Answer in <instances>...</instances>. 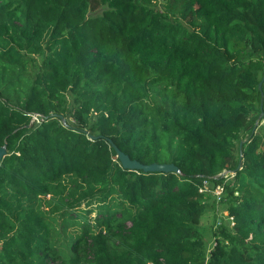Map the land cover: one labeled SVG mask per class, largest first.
<instances>
[{
  "label": "trees",
  "instance_id": "obj_1",
  "mask_svg": "<svg viewBox=\"0 0 264 264\" xmlns=\"http://www.w3.org/2000/svg\"><path fill=\"white\" fill-rule=\"evenodd\" d=\"M152 1L0 0V264H264V0Z\"/></svg>",
  "mask_w": 264,
  "mask_h": 264
},
{
  "label": "rangeland",
  "instance_id": "obj_2",
  "mask_svg": "<svg viewBox=\"0 0 264 264\" xmlns=\"http://www.w3.org/2000/svg\"><path fill=\"white\" fill-rule=\"evenodd\" d=\"M151 5L157 10H164L162 0L152 1ZM98 12H100V10ZM39 63V58H34V62L29 60L28 64L25 66L27 73L32 74L34 71H36ZM70 122L74 123L73 120H70ZM255 130L260 133L264 132V120L256 122ZM247 133V131L242 133L241 138H245ZM46 198L48 199V197ZM210 202L205 215L196 220L197 231L203 236L207 252L210 251L215 242L213 235L214 232H216L215 229L217 220L219 221L221 219L222 223L225 224L229 229L232 227L231 219L227 217V205L224 203V200H222L219 204H216L214 207Z\"/></svg>",
  "mask_w": 264,
  "mask_h": 264
},
{
  "label": "water",
  "instance_id": "obj_3",
  "mask_svg": "<svg viewBox=\"0 0 264 264\" xmlns=\"http://www.w3.org/2000/svg\"><path fill=\"white\" fill-rule=\"evenodd\" d=\"M264 81V76L262 81L259 83V88H261V84ZM114 150L116 152V157L119 159L122 168L127 170H142L146 173H177L178 168L173 164H151V165H142L137 161L131 160L127 155L122 153L115 146ZM5 155V148H0V160Z\"/></svg>",
  "mask_w": 264,
  "mask_h": 264
},
{
  "label": "built area",
  "instance_id": "obj_4",
  "mask_svg": "<svg viewBox=\"0 0 264 264\" xmlns=\"http://www.w3.org/2000/svg\"><path fill=\"white\" fill-rule=\"evenodd\" d=\"M32 121H36L37 123H39L40 120L38 119L37 115H32ZM233 176V172L223 170L211 178H203L198 191L202 194L211 195L215 199L216 204H219L224 199L225 184L228 179L232 178ZM219 178H221L222 181L216 183L215 180Z\"/></svg>",
  "mask_w": 264,
  "mask_h": 264
}]
</instances>
